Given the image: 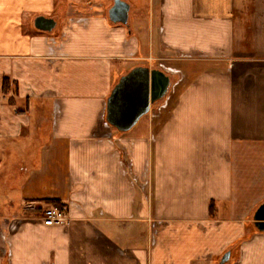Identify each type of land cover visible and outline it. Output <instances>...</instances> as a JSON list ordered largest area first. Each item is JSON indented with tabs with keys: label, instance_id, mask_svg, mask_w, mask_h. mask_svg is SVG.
I'll list each match as a JSON object with an SVG mask.
<instances>
[{
	"label": "crops",
	"instance_id": "0c3cea01",
	"mask_svg": "<svg viewBox=\"0 0 264 264\" xmlns=\"http://www.w3.org/2000/svg\"><path fill=\"white\" fill-rule=\"evenodd\" d=\"M108 1L0 0L9 264H220L227 250L224 264H264V0H148L134 16L130 1L129 24ZM175 55L203 67L171 112L106 125L120 77ZM55 201L68 220L47 226Z\"/></svg>",
	"mask_w": 264,
	"mask_h": 264
},
{
	"label": "water",
	"instance_id": "95a60500",
	"mask_svg": "<svg viewBox=\"0 0 264 264\" xmlns=\"http://www.w3.org/2000/svg\"><path fill=\"white\" fill-rule=\"evenodd\" d=\"M130 4L126 0H114L109 9V17L114 22L129 24ZM56 18L39 15L35 26L40 30H52ZM171 85L170 75L161 68L137 65L123 74L113 87L106 104V120L117 130H130L142 116L150 112L151 105L163 98ZM254 224L264 231V202L254 214ZM231 251L227 250L220 264L230 260Z\"/></svg>",
	"mask_w": 264,
	"mask_h": 264
},
{
	"label": "rangeland",
	"instance_id": "374dc122",
	"mask_svg": "<svg viewBox=\"0 0 264 264\" xmlns=\"http://www.w3.org/2000/svg\"><path fill=\"white\" fill-rule=\"evenodd\" d=\"M127 1L129 3L131 1L133 3L138 4V7L136 9H133V10L131 9V14H130L131 16H134L135 13L142 12V11H144V13H147L146 10L148 7V0H127ZM108 2H113V0H109ZM27 16L29 17V19H31V16L29 15ZM149 61H150V64H152L151 68H161L165 70L171 77V85L166 95L163 98L158 99L156 102H154L151 105V112L158 114L159 117L158 116L157 117L159 119V122H161V120L165 118L166 115L171 112L173 106L175 105L184 87L197 76L198 70L201 67H203V63L200 64L201 65L200 67L198 62L187 60L185 58L178 57L177 55L169 59H166V58L164 59L163 56H159L156 58L149 56ZM146 116L147 114L142 116V118L133 128H136V129L140 128L144 124L146 120ZM105 119H106V115H105ZM111 127H114V126L111 125ZM6 155H7V160L11 162L19 161L22 157L24 160L27 159L26 157L27 154L25 155V153H17L15 151L12 153H7ZM2 187L3 186L1 185L0 190ZM43 205H49V204H43ZM5 235H7V233H5L4 230H2V232L0 233V237L3 242H4L3 236ZM0 250H1L0 251L1 254L2 253L6 254V256L4 257L3 263L9 264V258L11 256L9 253L11 249L7 248V245L5 244L0 248Z\"/></svg>",
	"mask_w": 264,
	"mask_h": 264
},
{
	"label": "built area",
	"instance_id": "2783aa9c",
	"mask_svg": "<svg viewBox=\"0 0 264 264\" xmlns=\"http://www.w3.org/2000/svg\"><path fill=\"white\" fill-rule=\"evenodd\" d=\"M105 124L109 126V123L107 121H105ZM41 212L42 213H41L40 218L43 224L47 226H52L55 224H64L68 220L67 212L65 211L64 208H58L51 204L45 205ZM9 226L11 225L9 224ZM3 237H4L3 239L4 243L7 245V248L10 249V240L8 239L7 235ZM9 254H11V250Z\"/></svg>",
	"mask_w": 264,
	"mask_h": 264
},
{
	"label": "trees",
	"instance_id": "16d2710c",
	"mask_svg": "<svg viewBox=\"0 0 264 264\" xmlns=\"http://www.w3.org/2000/svg\"><path fill=\"white\" fill-rule=\"evenodd\" d=\"M6 82V81H5ZM4 82V84H3V89H6V83ZM55 205H56V207H58V208H63V206H62V204H60V202H58V201H55Z\"/></svg>",
	"mask_w": 264,
	"mask_h": 264
},
{
	"label": "flooded vegetation",
	"instance_id": "af4514ba",
	"mask_svg": "<svg viewBox=\"0 0 264 264\" xmlns=\"http://www.w3.org/2000/svg\"><path fill=\"white\" fill-rule=\"evenodd\" d=\"M113 2H114V0H113Z\"/></svg>",
	"mask_w": 264,
	"mask_h": 264
}]
</instances>
